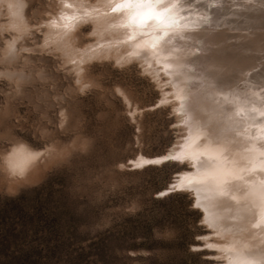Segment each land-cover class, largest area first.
Returning <instances> with one entry per match:
<instances>
[{"label":"rangeland","instance_id":"obj_1","mask_svg":"<svg viewBox=\"0 0 264 264\" xmlns=\"http://www.w3.org/2000/svg\"><path fill=\"white\" fill-rule=\"evenodd\" d=\"M105 1L85 0L83 4L102 5ZM243 1L253 2V6H244L242 0H159L157 10L144 9L140 17V26L157 32L165 43L155 51L180 62L193 92L205 94L202 115L196 108L188 109L189 102L177 90L184 83L162 64H152L130 47L113 43L118 34L112 27L118 18L112 15H120L121 5L110 10L115 11L112 15L107 11L97 16L84 13L65 31L64 38L46 43L45 21L58 14L60 0H23L25 9L33 3L40 7L22 11L14 20L22 28L0 36V58L9 61L0 70L18 73L15 84L0 80V152L9 147L5 142H19L29 157L22 168L12 166L10 155L0 164V264H242L248 260V264L253 260V264H264V230L256 228L264 224V210L250 212L249 200L247 207L240 204L242 196L234 198L237 193L230 176L207 174L209 185L197 190L182 183L199 169V160L180 151L190 149L193 136L199 137L201 129L217 135L229 123L225 132L242 141L240 145L262 140L264 145V114L252 108L255 98L264 103V49L241 45L236 38L243 29L255 32L251 29L255 26L264 34V24L252 16L253 12L264 13V1ZM87 24L92 25L91 31L84 30ZM105 24L110 28L103 27ZM113 29L122 31L118 26ZM218 29L232 32L231 36L226 41L208 37V31H221ZM221 46L231 48L233 57L221 55ZM250 52L255 61L246 66L239 63ZM228 59L244 69L237 72L220 65L217 73H211V65L216 61L225 64ZM97 63L100 70L89 74L88 66ZM245 83L251 85L250 93L257 91L258 95L250 100L243 97L246 111L239 112L235 105L241 98L234 90ZM212 90L233 92L221 97L212 95ZM70 111L74 114L71 128L64 122ZM61 123H65L63 135L73 133L71 140H64L58 131ZM199 138L194 140L201 145L204 141ZM252 164L264 181V165ZM258 188L259 182L252 181V192ZM236 202L238 209L233 208ZM260 212L258 219L255 215ZM244 230L253 237L257 231L262 233L250 240ZM223 240L231 248L230 256L220 243V247L216 245ZM258 243L262 248L258 249Z\"/></svg>","mask_w":264,"mask_h":264},{"label":"bare ground","instance_id":"obj_2","mask_svg":"<svg viewBox=\"0 0 264 264\" xmlns=\"http://www.w3.org/2000/svg\"><path fill=\"white\" fill-rule=\"evenodd\" d=\"M83 1L85 2V0H60V2H61V9H60V11H58V14H56V15H54L50 20H48L47 22L45 21V24H46V27H47V30H48V35L46 36L47 38H46V43H48V42H53V43H55V42H57L58 40H60V38H64L63 37V35H64V33H65V31L66 30H68L69 29V27H72V25H73V23H75V21L78 19V18H80L81 19V17H82V15L84 14V13H89V14H92V15H103L102 13H104L105 12V14H106V11L108 12L107 14L109 15V12H112V11H110L113 7H115V6H117V5H121V13L118 11V10H120L118 7V10H116V11H118L119 13H120V15H118V16H116V14H117V12H112L111 13V15L113 16V18H115V19H117L118 18V22L116 23V25L118 26V28L119 27H122V31H117V30H115V29H113V27L115 26L116 27V29H117V26L116 25H114L113 27H112V31H113V33L116 31L117 32V34H118V37H115L114 38V36H113V43H116V44H118V45H120V44H124V45H126L127 46V48L128 47H130V49H133L132 51H134V54L135 53H137V54H139L141 57L142 56H144V58H147L148 60H152V64H155V61H157L159 64H162L163 66H164V68H165V70H167V71H169V72H171V73H173L172 74V76L173 75H175L174 77H177L179 80H181V83H184V86H180V87H178L177 88V90L179 91V93L182 95V97L183 98H186V100L189 102L188 104H186L187 106H188V109L190 110H193L194 111V109L196 108V110H198L197 112V114H202L201 112H203L204 110H205V105H203L204 103H203V99L202 98H204V95L205 94H198V93H194L193 92V89L191 88V86L189 85V83H190V81H189V79L187 78V75H186V73L184 72V70H182V67L179 65V63L180 62H175L176 60H174V59H171V58H168V57H170V56H168L167 58H166V56H165V54H163V53H157L158 51V49L162 46V45H165V43H164V41H160V38H161V36L159 35V34H157V32H154V31H150L149 30V28H143V25L144 24H142L141 26H140V17H141V15H142V12H146V11H143L144 9H147L148 8V10H147V12L149 11L150 12V9H149V7H152V8H156V5H157V2H155V0H154V2L151 4V5H143V6H139V7H137L134 3H132V4H129L128 3V0H107V1H105V3L104 4H102V5H93V6H84V4H83ZM161 1V0H160ZM167 1V0H166ZM218 1V0H217ZM253 1V0H252ZM264 1V0H263ZM171 2V1H170ZM197 2V1H196ZM195 2V3H196ZM229 2V1H228ZM235 2H237V1H235ZM240 2V1H239ZM239 2H238V7H239ZM246 3V7L247 6H249L250 5V8H251V5H252V3H250V2H247V1H245ZM86 3V2H85ZM162 3V2H161ZM204 3V2H203ZM226 3V2H225ZM242 3L244 4V1L242 0ZM171 4V3H170ZM184 4V3H183ZM229 4V3H228ZM232 4V3H231ZM235 4V3H234ZM241 4V3H240ZM245 4H244V6H245ZM261 4H263V3H261ZM159 5V4H158ZM157 5V6H158ZM180 5H182V4H180ZM185 5H186V3H185ZM189 5V4H188ZM227 5V4H226ZM236 5V4H235ZM234 5V6H235ZM233 6V7H234ZM237 6V5H236ZM243 6V8H245ZM253 6V5H252ZM262 6V5H261ZM264 6V5H263ZM80 7H84V8H80ZM189 7V6H188ZM225 7H227V6H225ZM228 7H230L229 5H228ZM237 7V8H238ZM255 7V6H254ZM151 8V9H152ZM239 8H242L241 6L239 7ZM153 9V10H154ZM161 9V8H160ZM248 9V8H247ZM246 9V10H247ZM253 9V8H252ZM113 10V9H112ZM155 10H157V8L155 9ZM154 10V11H155ZM174 10V9H173ZM249 10V9H248ZM232 11V10H231ZM238 11V10H237ZM243 11V10H242ZM245 11V10H244ZM263 11V10H262ZM225 13V12H224ZM243 13V12H242ZM248 13H250L249 11H248ZM252 13V12H251ZM85 15V14H84ZM87 15V14H86ZM223 15V14H222ZM235 15V14H234ZM234 15H233V17H234ZM240 14H238V17H240V16H242V15H240ZM96 16H95V18H96ZM112 16L111 17H109V16H107V17H109V18H111L112 19ZM223 16H225V14L223 15ZM227 16H228V13H227ZM226 16V18H228ZM252 16L254 17L253 19L255 20V19H257V21H259V22H262L263 24H264V13H260V11H257V12H253L252 13ZM106 17V16H105ZM235 17H237V15L235 16ZM237 17V18H238ZM244 17H246L245 15H244ZM97 18H99V16L97 17ZM108 18V19H109ZM119 18L121 19V20H119ZM165 18V17H164ZM163 18V19H164ZM224 18V17H223ZM241 18V17H240ZM83 19V18H82ZM153 19V18H152ZM167 19V18H166ZM201 19V18H200ZM225 19V18H224ZM253 19H247V20H253ZM227 20V19H226ZM96 21V20H95ZM113 21V20H112ZM150 21H152V20H150ZM158 21V20H157ZM236 21H238V20H236ZM245 21V20H244ZM115 21H113V23H114ZM159 22V21H158ZM161 22V21H160ZM231 22V21H230ZM235 22V21H234ZM250 22H252V21H250ZM249 21H248V23H250ZM254 22V21H253ZM145 23H151V22H145ZM216 23V22H215ZM239 23H241V22H239ZM246 23H247V21H246ZM147 24V25H148ZM163 24V23H162ZM222 24H225L223 21H222ZM242 24V23H241ZM256 24H257V22H256ZM15 25L18 27V28H22V25L20 24V22H15ZM106 25V24H105ZM109 25V24H108ZM108 25H106V26H103V27H108ZM110 25H112V22L110 23ZM150 25V24H149ZM148 25V26H149ZM161 25V24H160ZM204 25V24H203ZM206 25V24H205ZM204 25V26H205ZM226 25V24H225ZM231 25H232V22H231ZM258 25H259V23H258ZM167 26V25H166ZM207 26V25H206ZM240 26V25H239ZM208 27H210V26H208ZM208 27H206V28H208ZM227 27V26H226ZM235 27V26H234ZM245 27H248V26H245ZM249 27H251L250 25H249ZM248 27V28H249ZM263 27V26H262ZM108 28H110V27H108ZM192 28V27H191ZM203 28H205V27H203ZM202 28V29H203ZM211 28V27H210ZM228 28V27H227ZM227 28H224V30H226ZM230 28V27H229ZM228 28V29H229ZM253 28V30L255 31V32H246V30H245V32H243L244 31V29L242 30V32L240 31L239 32V30H241L240 28H239V30H238V32H239V34H235L237 37L236 38H238V40L240 39V42H238V41H236V45L238 44V43H240L241 45L242 44H246V45H248V43L249 44H254L258 49H264V34L262 33V32H259V30H258V28L259 27H251V29ZM255 28H257V31L255 30ZM261 28V27H260ZM25 29V28H24ZM101 29V28H100ZM156 29V28H155ZM169 29V28H168ZM201 29V30H202ZM209 29V28H208ZM227 29V30H228ZM231 29H232V27H231ZM247 29V28H246ZM262 29V28H261ZM108 30V29H107ZM110 30V29H109ZM156 30H158V29H156ZM160 30V29H159ZM162 30V29H161ZM165 30V29H164ZM211 30V29H210ZM216 30V29H215ZM218 30H221V29H218ZM222 30H223V28H222ZM204 31V32H207V35H209L208 37H215V39L216 38H220L222 41H226L227 39H228V37L229 36H231V34L230 33H232V32H226V31ZM235 29H233V31H234ZM236 30H237V27H236ZM248 30V29H247ZM250 30V29H249ZM150 31V32H149ZM167 31V30H166ZM110 32V31H109ZM119 32H121L120 33V35H119ZM237 32V33H238ZM191 33V32H190ZM197 33V32H196ZM236 33V32H235ZM195 34V33H194ZM198 34V33H197ZM234 36V35H233ZM166 39V38H165ZM164 39V40H165ZM171 39H172V37H171ZM182 39V38H181ZM62 40L63 39H61V41L60 42H62ZM163 40V39H162ZM168 40V39H167ZM213 40V39H212ZM217 40V39H216ZM219 40V39H218ZM220 40V41H221ZM236 40V39H235ZM234 40V41H235ZM172 41V40H171ZM173 41H174V39H173ZM191 41V40H190ZM217 42V41H216ZM238 42V43H237ZM101 43V42H100ZM168 43V46L169 47H174V46H170L171 44H169V42H167ZM226 43V42H225ZM231 43H232V40H231ZM227 44V43H226ZM233 44H235V42L233 43ZM240 44L238 45V46H240ZM112 45V44H111ZM236 45H234V46H236ZM150 46H154L153 48L152 47H150ZM213 46V45H212ZM249 46V45H248ZM255 46H254V48H255ZM108 47V46H107ZM124 47V46H123ZM166 47V46H165ZM211 47V46H210ZM222 47V46H221ZM231 47V46H230ZM229 47V48H230ZM232 47H233V45H232ZM242 47H245V45L244 46H241L240 48H238V49H241ZM247 47V46H246ZM120 48V47H119ZM164 48V47H163ZM234 48V47H233ZM247 48H249V47H247ZM125 49V48H124ZM129 49V48H128ZM127 49V50H128ZM155 49H156V51H155ZM170 49H172V48H169V50ZM194 49V48H193ZM213 49V48H212ZM250 49V48H249ZM164 50V49H163ZM168 50V51H169ZM236 50V49H235ZM234 50V51H235ZM244 50H245V48H244ZM243 50V51H244ZM248 50V49H247ZM251 50H252V48H251ZM251 50H249V51H251ZM159 51H161V50H159ZM171 51V50H170ZM199 51H201V50H199ZM240 51L241 50H237V52L238 53H240ZM246 51V50H245ZM244 51V52H245ZM248 51V52H249ZM253 51V50H252ZM85 52V51H84ZM88 52V51H87ZM131 52V51H130ZM175 52V51H174ZM221 55H223L225 58H230V57H233L232 56V53L233 52H231V48L230 49H223V47L222 48H219V51H218ZM263 52H264V50H263ZM172 53V52H171ZM177 53V52H176ZM211 53H212V51H211ZM242 53V52H241ZM253 53V52H252ZM129 54V53H128ZM169 54H170V52H169ZM175 54V53H174ZM237 54V53H236ZM243 54V53H242ZM242 54H240V56L242 55ZM261 54V53H260ZM176 55V54H175ZM187 55V54H186ZM206 55V54H205ZM235 55V54H234ZM220 56V55H219ZM239 56V57H240ZM244 56V57H243ZM204 57V56H203ZM224 58V59H225ZM235 58H236V56H235ZM146 59V60H147ZM255 59H256V56H255V54L253 53V54H251V52H250V54H245V55H242V59L241 60H244L243 62H239V63H242V64H244V66H246L247 64H249V63H252V62H254L255 61ZM86 60V59H85ZM236 60V59H235ZM238 60H239V58H238ZM260 61H262V60H260ZM224 62H226L225 64H222V62L221 61H216L215 62V64H213V65H211V66H213L212 67V69H211V73H217V71H218V69H217V67L218 66H220V65H226V67L229 69V70H237V72H239L240 70H241V68H243V67H241V65L239 64V63H232V62H230L229 61V59L227 60V61H224ZM258 62H259V59H258ZM150 65V64H149ZM158 65V64H157ZM201 65V64H200ZM209 65V64H208ZM256 65H257V63H256ZM255 65V66H256ZM263 65V64H262ZM162 66V67H163ZM202 66V65H201ZM206 66V65H205ZM155 67V66H154ZM160 67V66H159ZM207 68V67H206ZM248 68V67H247ZM246 68V69H247ZM186 69V68H185ZM225 69V68H224ZM244 69V68H243ZM157 71V70H156ZM164 71V70H163ZM187 71V70H186ZM208 71V70H207ZM223 72V71H222ZM262 72H264L263 70H262ZM191 73V72H190ZM248 73V72H247ZM169 74V73H168ZM245 75H246V71H245V73H244ZM199 75V74H198ZM203 75V74H202ZM230 75V74H229ZM235 75V74H234ZM237 75V74H236ZM258 75H261V74H258ZM239 76H241V75H239ZM257 76V75H256ZM189 77V76H188ZM202 77V76H201ZM200 77V78H201ZM242 77V76H241ZM247 77V76H246ZM262 77H264V76H262ZM176 78V79H177ZM212 78V77H211ZM244 78V77H243ZM219 79V78H218ZM237 79H238V77H237ZM249 79V78H248ZM240 79H238V81H239ZM242 80V79H241ZM264 80V79H263ZM194 81V80H193ZM262 81V80H261ZM261 81L259 80V82L261 83ZM178 82V81H177ZM244 82V81H243ZM248 82V81H247ZM203 83V82H202ZM238 83V82H237ZM191 84V83H190ZM241 84V83H240ZM263 84V83H262ZM178 85H180V84H178ZM199 85H200V82H199ZM232 85H233V83H232ZM232 85H231V87H232ZM235 85V84H234ZM237 85V84H236ZM235 85V86H236ZM260 87V86H259ZM250 88H251V85H250V87L249 86H247L246 85V83L243 85H240L239 87L238 86H236V89L234 90V89H232V90H234V93H238V95H240L239 97L241 98V99H239V100H237V102H236V105H235V109H237L239 112L241 111H246V107L243 105V103L241 102L243 99H245V98H243V97H246V99L248 100H250V97L251 96H253V95H258V92L257 91H255V92H251L250 93ZM256 88H258V87H256ZM211 90V89H210ZM228 91V92H226V90L225 91H218V90H212V91H210V93L212 92V95L213 94H219L221 97H223V96H226V94L227 95H229V94H231V92H233V91ZM252 90V89H251ZM254 91V90H253ZM261 91H262V89H261ZM260 91V92H261ZM221 93H222V95H221ZM264 93V92H263ZM175 94V93H174ZM224 94V95H223ZM243 94V95H242ZM235 96V97H237L238 95L237 94H232V96ZM179 97V96H178ZM181 97V96H180ZM231 97V96H230ZM168 99V98H167ZM181 99V98H180ZM215 99V98H214ZM251 99H253L252 97H251ZM185 100V99H184ZM234 101V100H233ZM205 102V101H204ZM249 102V101H248ZM206 103V102H205ZM212 103V102H211ZM233 104V103H232ZM245 104V103H244ZM207 105V104H206ZM210 105V104H209ZM218 105V104H217ZM186 106V107H187ZM194 106V107H193ZM228 107H230L231 105H227ZM211 107V106H210ZM215 107V106H214ZM217 107V106H216ZM228 107H226L225 109H227ZM206 108H209V107H206ZM212 108V107H211ZM253 109H255L256 110V112H257V114H264V103L261 101V100H257L256 98H255V101H253V107H252ZM179 109V108H178ZM214 109V108H213ZM250 109V108H249ZM188 110V111H189ZM183 111V110H182ZM196 112V111H195ZM229 111L227 110L226 111V113H228ZM231 112V111H230ZM234 112H236V111H234ZM192 113V112H191ZM205 114H206V112H204ZM216 113V112H215ZM221 113V112H220ZM231 113H233V112H231ZM194 114V113H193ZM196 114V113H195ZM203 115V114H202ZM232 115H235V114H232ZM196 116V115H195ZM199 117H202L201 115L199 116ZM208 117V116H207ZM185 118V117H184ZM187 118V117H186ZM194 118V117H193ZM213 118H215V116L213 115ZM237 118H238V115H237ZM241 118V117H240ZM210 119V118H209ZM234 119V118H233ZM244 122H245V126H247L246 125V123H247V121L244 119V118H241ZM241 119H238L239 121L241 120ZM200 120V119H199ZM220 120V119H219ZM241 120V121H242ZM213 121H214V119H213ZM216 121V120H215ZM237 121V120H236ZM229 122H231V121H229ZM233 122V121H232ZM238 122V121H237ZM190 123V122H189ZM213 123V122H212ZM233 123H235V121L233 122ZM233 123H230V124H233ZM196 124V123H195ZM229 124V123H228ZM227 124V125H228ZM236 124V123H235ZM244 124V123H243ZM188 125H190V124H188ZM197 125H199V122H198V124ZM226 125V127H225V130L222 132V133H220V134H217V135H212L211 134V132L210 131H207V128L206 129H204V130H202L201 129V131H198V132H200L199 134V137H202V140L204 141V143L203 144H199L197 141L199 140V139H201V138H199L197 135H195V136H193V138L195 139H198L197 141L196 140H194L193 139V141H194V143L191 145V147H190V149H187V150H183V151H180V153L181 154H189L191 157H192V159L194 158L196 161H198L199 160V163H198V167H199V169L201 170V171H199V169L196 171V172H194V173H191L190 175L188 174V176L187 177H185V178H183V180H182V183H184L185 185H189V186H194L196 189L195 190H197V189H200L201 187H204V186H206L208 183H207V181L205 182V180H207V174H209L208 176H210V175H224V176H226V175H228V176H230L231 178H229V179H231V181H230V184H232L233 186H234V189H235V193H237V195H234V198H237V197H240L239 195L241 194V198L243 199V200H241L239 203L240 204H242V205H245L246 207H247V201L249 200L250 201V203H251V206H250V212H252V210H255V208L257 209V208H259V211H263L264 210V207L262 206L263 204H264V181H263V179H261L262 178V176L260 177H258V174L260 173V172H258L256 169H255V165L254 164H252V163H257L258 165H264V145H262L263 143H262V141H260V142H258V141H256V142H254V141H252L251 139V141H252V144H245V142L242 144V145H240L241 144V142L242 141H238L239 139L238 138H235V137H233V135L232 134H230V132H228L229 134H226V129H227V126ZM242 125V124H241ZM252 125V124H251ZM264 125V124H263ZM263 125H260L261 127H263ZM199 126H201V125H199ZM218 126H220V123L218 124ZM250 126V125H249ZM209 128V127H208ZM217 128V127H216ZM247 128V127H246ZM191 129V128H190ZM231 129V128H230ZM192 130H193V128H192ZM208 130H210V129H208ZM228 130V129H227ZM247 130V129H246ZM229 131V130H228ZM214 132V131H213ZM238 132V131H237ZM213 134H215V133H213ZM242 135H244V134H242ZM198 137V138H197ZM238 137V136H237ZM247 137H248V135H247ZM192 138H190V140H191ZM189 140V143L191 142H193L192 140L190 141ZM241 140V139H240ZM248 140V139H247ZM261 140V139H260ZM188 142V141H187ZM200 142V141H199ZM190 143V144H191ZM253 152V153H252ZM179 153V154H180ZM142 159H144V158H142ZM142 159H141V161H142ZM146 160V158L144 159V161ZM143 161V162H144ZM195 161V162H196ZM259 162H261V163H259ZM249 163H251V167H250V165H248ZM247 165V166H246ZM205 166H207L206 167V170L204 171L203 170V168L205 167ZM241 166H242V172H241ZM254 169L258 172L257 174H255V171H254ZM203 171V172H202ZM204 172H206V175L205 174H203ZM245 175V176H244ZM242 176H244L243 178H240V177H242ZM264 176V175H263ZM237 178H240V180H237ZM264 178V177H263ZM222 180V178H219V180ZM252 181H257V182H259V188L257 189V191H255V192H252V189H251V182ZM261 182V183H260ZM211 184V183H210ZM209 185V184H208ZM206 188V187H205ZM208 189V188H207ZM215 189V188H214ZM228 189V188H227ZM237 190V191H236ZM203 192V191H202ZM215 192H217V191H215ZM219 192V191H218ZM198 193V195H199V191L197 192ZM239 193V194H238ZM211 195V194H210ZM206 196V195H205ZM232 196V195H231ZM217 197V196H216ZM221 197V196H220ZM229 198V197H228ZM247 198H250V199H247ZM261 198H262V200H261ZM252 199V200H251ZM206 200H208V199H206ZM217 200V199H216ZM203 202V201H202ZM258 202V203H257ZM237 203V202H236ZM240 204H235V206H233V208L234 209H236L237 207V205H240ZM218 206H219V204H218ZM217 206V207H218ZM220 207V206H219ZM239 207V206H238ZM212 208H213V206H212ZM215 209V208H214ZM221 209V208H220ZM232 209V208H231ZM238 209V208H237ZM213 212H215L214 210H212ZM240 211H241V209H240ZM243 211H245V210H243ZM243 211H242V214H243ZM246 211H247V209H246ZM210 212V211H209ZM213 212H210V213H213ZM237 212V211H236ZM248 212V211H247ZM246 212V213H247ZM259 213L258 215H255V216H258V219H260V217L262 216L261 214L262 213ZM208 213V212H207ZM256 213V212H255ZM220 214V213H219ZM235 214V213H234ZM241 214V215H242ZM245 214V213H244ZM251 214V213H250ZM215 215H217L216 213H215ZM222 215V214H221ZM233 215V214H232ZM261 215V216H260ZM264 215V214H263ZM222 216H224V215H222ZM252 216V215H251ZM251 216L249 217V218H251ZM209 217V216H208ZM214 217V216H213ZM217 217V216H216ZM229 217V216H228ZM227 216H226V218H228ZM231 217V216H230ZM235 217H236V214H235ZM210 218V217H209ZM217 218H219V217H217ZM216 218V219H217ZM248 218V219H249ZM256 217H254V219H255ZM264 218V217H263ZM220 219V218H219ZM244 219H246V218H244ZM243 222V221H242ZM241 222V223H242ZM246 222V221H245ZM244 222V223H245ZM263 223H264V221H263ZM216 224V223H215ZM236 224V223H235ZM258 224V223H257ZM250 225H251V223H250ZM264 225V224H263ZM262 225V223H259V225L256 227V228H259V227H263V230H264V226ZM253 226V225H252ZM218 227V226H217ZM220 228H218V230H220V232H222V233H225V230H224V228L223 227H221V226H219ZM252 229H255L254 227L252 228ZM223 230V231H222ZM241 230V229H240ZM251 230V229H250ZM244 231H246V230H244ZM252 231V230H251ZM260 231V230H259ZM249 232L250 231H246V235H244L246 238L248 237V238H250V240H251V238L253 237V236H249V235H247V234H249ZM240 233V232H239ZM251 233V232H250ZM255 233V232H254ZM257 233H259L258 231H257ZM256 233V235L257 236H259L261 233H259V235ZM233 234V233H232ZM245 234V233H244ZM241 235V234H240ZM224 236H226V239H230L229 237V235L228 234H224ZM255 236V235H254ZM256 236V237H257ZM256 237H253L255 240H256ZM253 238H252V240H253ZM258 238V237H257ZM235 240V239H234ZM254 240V241H255ZM262 240V239H261ZM264 240V239H263ZM229 241V240H228ZM241 241V240H240ZM249 241V240H248ZM239 242V241H238ZM257 242H258V240H257ZM262 242V241H261ZM221 244V247H222V249H223V251H225V253H228L227 254V256H230V254H231V248H227V242L226 241H220V242H216V245H218V244ZM250 243V242H249ZM248 243V244H249ZM262 243H264V242H262ZM215 244V243H214ZM220 244L218 245L219 247H220ZM256 244V243H255ZM259 244V243H258ZM249 247H250V245H248ZM257 246L258 245H256V249H257ZM261 245L259 244V248L258 249H260V248H262V247H260ZM262 246H264V244L262 245ZM240 247V246H239ZM246 247H247V245H246ZM241 248H243V247H241ZM252 248V247H251ZM254 245H253V249L252 250H254ZM233 249V248H232ZM239 249V248H238ZM263 249H264V247H263ZM235 250V249H234ZM250 250V249H249ZM247 251V250H246ZM262 251V250H261ZM264 251V250H263ZM262 251V252H263ZM250 254H251V251H250ZM257 254V253H256ZM260 254V253H259ZM264 255V254H263ZM260 256H261V254H260ZM236 257H238V254H237V256ZM235 257V258H236ZM248 258H249V256H247ZM252 257V256H251ZM250 257V258H251ZM254 257V256H253ZM229 258V257H228ZM227 258V259H228ZM240 258V257H239ZM238 258V259H239ZM248 258H247V260H248ZM245 259V258H244ZM256 259H257V257H256ZM235 261H236V259H234ZM262 260H264V259H262ZM228 261H231V258H230V260H228ZM234 261V262H235ZM241 261H243V260H241ZM249 261V260H248ZM248 261H245L244 263H242V264H246ZM254 261V260H253ZM253 261H252V263L251 264H253ZM257 261H259V260H257ZM251 262V261H250ZM259 262H261V259H260V261ZM258 262V263H259ZM229 264H233V263H229ZM248 264V263H247ZM256 264V263H255Z\"/></svg>","mask_w":264,"mask_h":264},{"label":"snow or ice","instance_id":"obj_3","mask_svg":"<svg viewBox=\"0 0 264 264\" xmlns=\"http://www.w3.org/2000/svg\"><path fill=\"white\" fill-rule=\"evenodd\" d=\"M154 2V0H128L129 4L134 3L137 7L143 6V5H151ZM155 2H159V0H155ZM10 8L15 9L14 11H11V15L17 17L21 15L22 11H30L32 8H38L40 5L38 3H33L29 6L28 9H25V5L23 3V0H15V3L9 5ZM159 18V17H157ZM17 26L14 24L12 26V29H16ZM92 25L87 24L85 27V31H91ZM10 51L12 50V46L9 45ZM101 66L97 64H91L88 66V73L89 74H94L95 72L99 71ZM74 121V114L70 111L69 115L64 118V122L67 123L68 127L71 128L72 122ZM65 123H61L59 126L58 131L61 133L63 136L64 140H71L73 133H69L68 135H63V129L65 127ZM4 146L7 147L9 146L8 142L4 143ZM37 158L39 154H36ZM28 155L25 153V150L23 147H18L14 151L11 152L10 154V163L14 168H22L24 164L26 163L28 159ZM70 158V155H69ZM179 163V162H177ZM184 167H187V164L183 165ZM202 215V213H201ZM206 227V226H205ZM211 264H218L217 261H212Z\"/></svg>","mask_w":264,"mask_h":264},{"label":"clouds","instance_id":"obj_4","mask_svg":"<svg viewBox=\"0 0 264 264\" xmlns=\"http://www.w3.org/2000/svg\"><path fill=\"white\" fill-rule=\"evenodd\" d=\"M10 4L7 3V0H0V36L9 32L14 25L15 16L11 15V11L13 8L9 7ZM10 50V49H9ZM5 58H0V65L8 63ZM0 80H5L9 83L15 84L18 80V73L15 71H9L7 69L0 70ZM17 147H19V142H14L9 145L8 149L0 152V164L6 160V158L14 151ZM6 168V165H4ZM8 173L11 174V170L8 169Z\"/></svg>","mask_w":264,"mask_h":264}]
</instances>
